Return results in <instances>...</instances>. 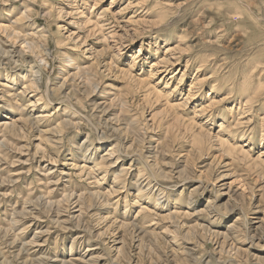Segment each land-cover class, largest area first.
Instances as JSON below:
<instances>
[{
  "label": "rangeland",
  "instance_id": "obj_1",
  "mask_svg": "<svg viewBox=\"0 0 264 264\" xmlns=\"http://www.w3.org/2000/svg\"><path fill=\"white\" fill-rule=\"evenodd\" d=\"M0 264H264V0H0Z\"/></svg>",
  "mask_w": 264,
  "mask_h": 264
},
{
  "label": "bare ground",
  "instance_id": "obj_2",
  "mask_svg": "<svg viewBox=\"0 0 264 264\" xmlns=\"http://www.w3.org/2000/svg\"><path fill=\"white\" fill-rule=\"evenodd\" d=\"M34 81H35V80H34ZM3 124L5 125V124H6V122H3ZM109 149H111V148H109ZM109 149H108V150H109Z\"/></svg>",
  "mask_w": 264,
  "mask_h": 264
}]
</instances>
